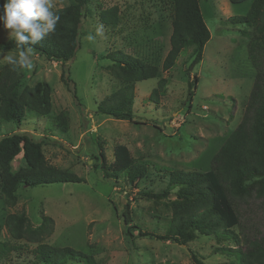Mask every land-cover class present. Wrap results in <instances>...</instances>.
Returning a JSON list of instances; mask_svg holds the SVG:
<instances>
[{
    "label": "rangeland",
    "instance_id": "rangeland-1",
    "mask_svg": "<svg viewBox=\"0 0 264 264\" xmlns=\"http://www.w3.org/2000/svg\"><path fill=\"white\" fill-rule=\"evenodd\" d=\"M72 3L73 0H52L53 10ZM251 3L252 0L235 5L228 0H199L210 33L201 62L192 65L194 47L190 46L169 72L160 70L156 78L136 83L132 123L96 114L97 105L120 86L107 71L112 63L106 55L119 51L142 60L155 58L161 66L169 50L171 26L168 8L158 0H91L90 7L84 10L79 48L70 62L49 63L32 53L31 69L13 68L14 76L20 80L18 91L39 82L49 85L51 112L49 118L26 112L19 127L0 122V138L25 132L36 140L44 139L47 162L82 181L20 186L16 192L18 203L13 208L4 206L0 193V223L9 213L25 211L31 226L37 227L43 214L53 220V232L45 244L93 255L97 264H193L192 251L205 264H228L227 257L214 254L215 248L225 245L214 239L199 237L194 243L179 246L138 234L163 235V227L156 229V223L171 216L164 206L167 200L144 197L142 193L161 195L166 191L172 197L178 187H168L166 178L160 176L172 170L209 171L212 157L240 122L254 80L247 53L250 30L227 20L246 16ZM113 5L121 11V18L111 30L102 26L97 17L101 9ZM8 31L0 30V43L11 41ZM90 34L93 40L87 39ZM6 53L16 52L4 51L0 55ZM4 64L0 59V66ZM63 69L71 81V91L60 79ZM194 77L197 82L191 85ZM160 78L166 84L158 100H149ZM58 115L67 123L65 134L52 128ZM116 144L126 146L134 157L148 162V177L134 187L124 179L115 184L106 178L101 160L96 159L102 150L106 164H110ZM20 164L21 155L13 161L12 170L16 171ZM126 201L133 223L140 228L132 231L133 245L127 242L119 217L121 202ZM260 205L245 207L252 211L248 222L245 220L252 234L254 228L255 232H264V205ZM6 238L3 231L2 239ZM34 248L35 245H25L21 251L1 259L0 264H43L34 258Z\"/></svg>",
    "mask_w": 264,
    "mask_h": 264
},
{
    "label": "trees",
    "instance_id": "trees-1",
    "mask_svg": "<svg viewBox=\"0 0 264 264\" xmlns=\"http://www.w3.org/2000/svg\"><path fill=\"white\" fill-rule=\"evenodd\" d=\"M158 1L168 8L171 26L169 50L161 66L155 58L142 60L119 51L107 54L106 59L112 63L107 71L120 86L97 105L96 114L132 123L136 83L156 78L160 70L169 72L176 65L182 51L190 46L194 47L192 65L201 62L210 33L201 15L199 0ZM246 1L249 0H228L234 5ZM3 3L4 0H0V6ZM90 4L91 0H73L72 4L54 10L60 16L56 31L33 46L32 53L49 63L66 65L70 62L79 48L84 10ZM120 15L117 5H113L101 9L97 18L102 26L113 30L120 23ZM227 21L250 30L247 53L254 70V80L240 122L212 157L209 171L172 170L167 176H160L166 178L168 187H178L172 197H168L166 191L161 195L142 193L144 197L167 200L164 206L171 211V216L162 223H156V229L163 227V235L140 232L138 235L155 237L179 246L206 237L214 239L218 244H225L215 248L214 254L227 257L228 264H264V232H255L254 228L252 234L245 223L252 212L245 207L253 203L264 205V0H252L246 16L231 17ZM2 28L0 25V30ZM0 48L17 52L14 41L0 43ZM65 72L63 69L60 79L71 91V81ZM196 82L197 78L194 77L191 85ZM165 84L166 80L160 78L149 100H158V94ZM19 86L20 80L14 76L13 67L7 63L0 66V122L15 123L19 127L29 111L39 118H49V85L39 82L18 91ZM53 123L52 128L60 135L66 133L67 123L61 115L56 116ZM43 145L44 139L36 140L25 132L0 138V193L4 206L13 208L17 205L16 192L20 186L36 187L82 181L67 170L51 166L45 159ZM112 154L113 161L108 165L102 150L96 159L101 160L104 176L115 184L124 179L130 187H134L138 181L148 177V162L134 157L126 146L114 145ZM19 155L21 164L13 171L12 163ZM155 171L160 173L157 169ZM121 204L119 217L123 220L124 236L133 245L135 236L132 231H139L140 228L133 223L129 202ZM3 231L6 232V239H2ZM52 232L53 220L43 214L37 227L31 226L25 211L7 214L0 223V260L21 251L25 245H35L32 253L39 263L66 264L71 261L77 264H97L93 255L88 256L69 247L55 248L45 244L44 241ZM190 256L193 264H205L196 252L192 251Z\"/></svg>",
    "mask_w": 264,
    "mask_h": 264
},
{
    "label": "clouds",
    "instance_id": "clouds-1",
    "mask_svg": "<svg viewBox=\"0 0 264 264\" xmlns=\"http://www.w3.org/2000/svg\"><path fill=\"white\" fill-rule=\"evenodd\" d=\"M60 16L53 10L52 0H4L0 6V25L8 31V39L14 41L15 54L0 55L5 63L15 68L31 69L30 56L33 46L56 31ZM102 26L97 28V32ZM88 40H93L90 34ZM0 48V53H3Z\"/></svg>",
    "mask_w": 264,
    "mask_h": 264
}]
</instances>
